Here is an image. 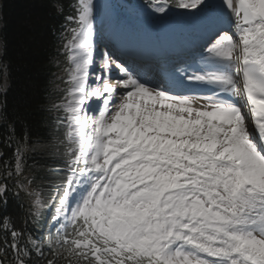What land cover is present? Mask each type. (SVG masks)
Here are the masks:
<instances>
[{
    "label": "snow or ice",
    "instance_id": "snow-or-ice-1",
    "mask_svg": "<svg viewBox=\"0 0 264 264\" xmlns=\"http://www.w3.org/2000/svg\"><path fill=\"white\" fill-rule=\"evenodd\" d=\"M144 8L165 23L176 10L190 57L129 64L117 17L140 15L136 6L109 0L115 43L103 51L94 0L64 16L68 67L51 141L31 144L25 132L4 163L0 264H264V0ZM45 148L57 164L47 196L24 173L25 154ZM21 194L29 203L17 217L9 197Z\"/></svg>",
    "mask_w": 264,
    "mask_h": 264
},
{
    "label": "trees",
    "instance_id": "trees-1",
    "mask_svg": "<svg viewBox=\"0 0 264 264\" xmlns=\"http://www.w3.org/2000/svg\"><path fill=\"white\" fill-rule=\"evenodd\" d=\"M1 2L5 40L2 62L8 88L2 107L6 120L0 123V152L11 159L15 142L25 132L31 144L51 141L56 125L50 101L60 87L55 84L60 62L58 49L65 32L64 16L72 14L75 0ZM8 124L15 130L13 148L4 145L9 135ZM24 162L25 172L31 174L32 168L35 173V185L42 187L53 179L54 174L47 170L57 164L49 148L27 152ZM10 209L14 210V206Z\"/></svg>",
    "mask_w": 264,
    "mask_h": 264
},
{
    "label": "rangeland",
    "instance_id": "rangeland-1",
    "mask_svg": "<svg viewBox=\"0 0 264 264\" xmlns=\"http://www.w3.org/2000/svg\"><path fill=\"white\" fill-rule=\"evenodd\" d=\"M95 1H97V0H95ZM108 3L109 2L106 0H101V3H100L101 5L100 4L98 5L99 10H100V15L98 16L96 23L100 27H102L103 25H106V26L108 25V21L105 19L104 15H103V10ZM0 4H1V2H0ZM121 5H123L124 7H127L124 4H121ZM138 9H140V15H135V16H129L126 12L121 10L119 16L117 17V22L121 25V24H127L128 22H130V20L138 22V21H144L145 18L151 19L147 15V9L146 8L138 7ZM174 11L175 10H172V14H178L176 11L175 12ZM145 26L147 28V25H145ZM0 29H1V21H0ZM98 33H99V31H98ZM131 36H136V35H131ZM1 57H2V51H0V67H1Z\"/></svg>",
    "mask_w": 264,
    "mask_h": 264
},
{
    "label": "bare ground",
    "instance_id": "bare-ground-1",
    "mask_svg": "<svg viewBox=\"0 0 264 264\" xmlns=\"http://www.w3.org/2000/svg\"><path fill=\"white\" fill-rule=\"evenodd\" d=\"M95 3L98 2L94 0ZM101 20V19H100ZM140 26H138L137 24H132V25H127V27H125V30L126 32L128 33V37L131 38V39H134L135 37L139 36L140 35V32H142L144 30V28H146L145 25H147L148 27V24L147 23H139L137 22ZM95 29H96V34H99L100 33V28H99V25L95 26ZM137 30V34H134L135 31ZM99 31V33H98ZM139 31V33H138ZM131 35H136V36H131Z\"/></svg>",
    "mask_w": 264,
    "mask_h": 264
}]
</instances>
